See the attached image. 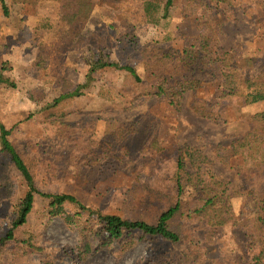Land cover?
Instances as JSON below:
<instances>
[{"label":"rangeland","instance_id":"rangeland-1","mask_svg":"<svg viewBox=\"0 0 264 264\" xmlns=\"http://www.w3.org/2000/svg\"><path fill=\"white\" fill-rule=\"evenodd\" d=\"M95 1L84 22L68 18L64 0H7L9 16L0 8V75L14 83L0 85V121L11 129L10 139L32 168L38 187L73 194L100 214L155 223L166 203L150 196L147 186L175 195L168 177L176 169L178 152L200 149L206 159L187 162L193 182L219 183L235 217L251 225L264 198V156L253 145V157L246 158L240 144L259 125L251 117L264 110V102L220 97L219 71L203 66L196 48L201 36L210 34L219 50L232 54L238 72L264 80V0H178L159 26L143 20L142 0ZM152 46L174 59L194 46L197 57L187 73L199 87L185 89L176 82L160 97L143 94L147 85H133L129 72L109 66L92 73L82 95L50 107L64 113L61 125L47 119V106L84 83L89 62L99 56L132 65L149 83ZM195 99L203 100L209 113L197 112ZM2 172L0 167V237L11 228L27 189L14 170L7 174L10 188L3 189L7 180ZM183 195L190 199L195 191L187 187ZM46 212L47 202L37 199L18 233L35 248L24 252L7 245L3 264H149L153 252H171L172 264H197L185 261L192 252L188 240L168 244L139 231L124 232L106 246L89 231L84 236L92 248L84 253V236L77 227ZM189 225L204 258L253 264L245 234L251 226L211 228L195 219Z\"/></svg>","mask_w":264,"mask_h":264},{"label":"trees","instance_id":"trees-1","mask_svg":"<svg viewBox=\"0 0 264 264\" xmlns=\"http://www.w3.org/2000/svg\"><path fill=\"white\" fill-rule=\"evenodd\" d=\"M21 2H30L31 0H18ZM178 0H142L143 11L141 12L143 20L154 26H159L163 21L170 18L174 5ZM196 2L197 0H192ZM215 2H225L226 0H209ZM63 5L71 13L68 18H77L82 22L86 21L91 15L95 5V0H64ZM0 8L5 16L11 14L7 0H0ZM194 46L185 48V55L174 57L168 52L161 53L159 47L152 46L148 55L151 59L147 64L151 68L147 78V83L138 73L137 69L132 65H120L119 63L110 62L102 57L91 60L90 69L86 74V81L79 84L72 92L63 93L55 98L53 103L49 104L47 119H51L53 126L63 123L64 113L59 112L56 107L64 99L79 96L83 94L85 88L90 85L93 78L92 73L102 68L114 66L126 70L130 73L133 85L142 88L147 85L148 93L154 96H162L166 89L173 83L181 82L183 88H198V81L194 77H189V68L194 62L197 54L192 51ZM196 53L200 57V63L208 68L219 71L221 81L219 82V96L229 98L239 96L246 104L264 102V80L253 79L238 72L234 66V59L228 50H219L214 43L210 34L202 35L196 48ZM147 55V56H148ZM149 57V56H148ZM150 58V57H149ZM6 63V62H5ZM4 63V64H5ZM175 79V80H174ZM174 80V81H173ZM147 83V84H146ZM11 84L9 79L0 75V85ZM144 92V91H142ZM193 108L201 113H209L206 103L200 99H195ZM259 125L251 130L240 144L245 152V157H253L254 145L258 152L264 156V110L255 113L252 117ZM125 125L120 126L122 131ZM11 129L0 121V155L4 159L0 161L1 175L7 180L3 185V189H9L11 180L7 174L12 171L19 172L25 183L26 192L17 205L16 217L11 228L6 232L5 236L0 237V264H3L5 248L7 245H13L15 249H22L24 252L33 250L34 244L31 239H23L20 237L19 230L29 221V216L34 209L37 199L42 198L47 202V215L60 216L67 224L76 226L81 236L87 234H95L99 243L104 246L109 245L111 241L120 238L124 232L139 231L145 237L157 239L161 242L173 244L182 240H188L192 250L190 259L197 264H219L213 259L204 258L200 253V241L195 230L189 228L190 222L195 219L204 221L211 228L234 225L243 230L251 226L250 231L246 232L249 250L252 253L253 264H264V198L257 205V211L253 218V223L248 225L247 222H240L235 217V210L232 201L225 194L224 189L220 188L219 183L206 182L198 179L194 181L193 175L187 169V162L194 164L202 162L206 159L203 151L200 149L181 148L176 156V169L174 173L168 177V181H172L176 188V194L163 190L157 186L153 188L147 186L146 190L150 196L156 200L166 203V207L160 214L155 223H149L145 220L124 218L115 214H100L93 208L83 203L75 195L69 193L44 192L42 191L35 179L32 168L27 164L23 155L17 150L13 141L10 139ZM79 156V155H75ZM192 187L195 195L192 198H185L183 195L185 188ZM71 207V211L68 210ZM96 216L97 221L93 219ZM94 222V223H92ZM83 237L84 253L91 251L92 244ZM154 258L149 264H172L175 256L151 253ZM189 258V257H188ZM155 260V261H154ZM181 261V260H180ZM146 264V263H144Z\"/></svg>","mask_w":264,"mask_h":264}]
</instances>
